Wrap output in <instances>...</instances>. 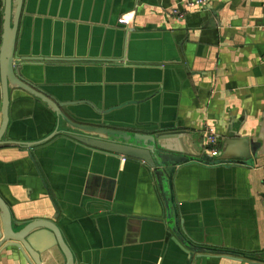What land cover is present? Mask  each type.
<instances>
[{
    "label": "crops",
    "instance_id": "1",
    "mask_svg": "<svg viewBox=\"0 0 264 264\" xmlns=\"http://www.w3.org/2000/svg\"><path fill=\"white\" fill-rule=\"evenodd\" d=\"M186 1L25 0L17 53L30 59L34 83L75 104L70 115L142 133L180 130L208 155L206 124L221 151L250 144L252 162L177 168L183 232L208 250L194 258L144 162L67 135L0 148V192L14 221H55L77 264H264V0H208L174 15ZM3 17L0 0V47ZM11 101L6 138L38 141L55 129V115L29 94L15 90ZM0 264L28 263L6 247Z\"/></svg>",
    "mask_w": 264,
    "mask_h": 264
},
{
    "label": "water",
    "instance_id": "2",
    "mask_svg": "<svg viewBox=\"0 0 264 264\" xmlns=\"http://www.w3.org/2000/svg\"><path fill=\"white\" fill-rule=\"evenodd\" d=\"M24 4L25 0H3L4 31L0 47L2 99L0 148L13 145L30 148L47 143L59 135H67L93 149L144 162L157 181L160 195L164 201L167 223L176 239L190 251V256L193 258L196 254L206 253L207 249L205 250L204 247L192 242L183 232V221L180 217L174 186L177 168L192 162L205 165H234L252 162L249 160L250 154L247 152L250 149V144L245 141L246 139H240L236 143L228 142L229 149L226 147L218 157H212L204 153L198 139L191 135L185 137L182 134L183 131L180 130L160 134L142 133L118 129L109 125L104 126L99 121L70 115L66 111V107L75 104L60 101L34 83L33 78L36 77V74L32 73L33 70H27L25 66V61L30 59L19 56L17 53ZM15 90L29 94L55 115L57 120L55 129L45 138L30 142L6 138L11 120V95ZM62 122L66 124L67 128H61ZM164 135L177 137L178 140L165 142L161 140ZM237 149L240 150L239 154H232ZM45 231L53 234L56 240L55 244H51L50 238H47L50 235ZM6 247L18 248L24 261L28 264H77L72 249L55 221L39 217L29 222L14 221L11 207L0 192V249Z\"/></svg>",
    "mask_w": 264,
    "mask_h": 264
},
{
    "label": "built area",
    "instance_id": "3",
    "mask_svg": "<svg viewBox=\"0 0 264 264\" xmlns=\"http://www.w3.org/2000/svg\"><path fill=\"white\" fill-rule=\"evenodd\" d=\"M208 0H187L182 8H174L172 13L176 15L177 17H184L185 14L194 8H203L207 5ZM129 19H127L126 15H123L120 18V23L122 24H129ZM203 137L205 139V142L207 144V151L210 156L212 157H218L221 154V137L217 133V131L206 124L204 129L202 130ZM262 170L264 173V165L262 166Z\"/></svg>",
    "mask_w": 264,
    "mask_h": 264
}]
</instances>
